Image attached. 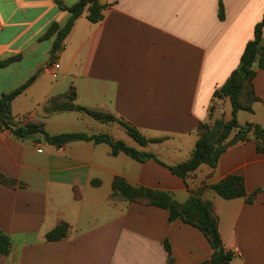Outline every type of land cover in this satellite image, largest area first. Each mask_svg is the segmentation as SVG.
I'll return each instance as SVG.
<instances>
[{
  "label": "crops",
  "instance_id": "crops-1",
  "mask_svg": "<svg viewBox=\"0 0 264 264\" xmlns=\"http://www.w3.org/2000/svg\"><path fill=\"white\" fill-rule=\"evenodd\" d=\"M79 0H62L71 6ZM103 18L76 19L54 57V37L41 40L52 23L69 18L53 0H0V60L20 59L0 68V97L37 75L11 104L17 125L39 124L49 136L106 134L167 166L189 159L199 123L228 122V98L213 94L238 67L254 27L264 15V0H99ZM223 8L220 19L219 4ZM264 35V27H263ZM59 65L54 70V65ZM253 88L259 101L238 111L240 125L264 129V70L255 67ZM70 88L74 104L102 111L134 126L147 139L138 145L117 123L94 120L81 111L47 113L51 97ZM0 173L15 187L0 184V231L10 251L0 264H201L211 248L196 228L168 222L164 209L112 197L120 177L133 187L172 194L184 202L199 192L218 218L230 264H264V154L252 141L228 148L215 168L201 165L185 180L154 160L136 162L105 143L75 141L56 147L41 134L19 140L0 130ZM243 178L245 198L225 200L210 186L226 176ZM68 224L66 238L45 235Z\"/></svg>",
  "mask_w": 264,
  "mask_h": 264
},
{
  "label": "trees",
  "instance_id": "trees-1",
  "mask_svg": "<svg viewBox=\"0 0 264 264\" xmlns=\"http://www.w3.org/2000/svg\"><path fill=\"white\" fill-rule=\"evenodd\" d=\"M58 9L69 14L65 25L59 27L52 23L41 40L54 37L51 54L52 57L61 50L62 43L70 33L76 19L85 11L87 20L90 23H98L102 20L104 6L99 0H79L71 6L65 5L62 0H53ZM219 18H223V8L219 4ZM264 15L262 20L254 27L253 38L246 43L240 57L238 67L230 74L226 82L214 91V99L228 98L232 107V119L224 122L220 119L211 121L213 106L209 108V121L199 123L197 127L198 139L195 147L186 161L175 165L167 166L159 161L155 155L140 152L127 146L124 142L114 140L109 135L99 134L88 136L82 133H68L56 136H49L39 124L17 125L11 113L12 101L20 95L37 75L30 77L25 83L9 93L0 97V130H8L16 139L22 140L34 134H41L45 141L56 147H61L67 143L75 141H91L95 144L105 143L112 155L123 153L136 162L143 163L154 160L164 166L169 172L185 180L190 174L195 172L201 165L215 168L220 156L230 147L252 141L257 153L264 154V129L257 124L247 123L240 125L236 119V113L244 110L251 112L253 103L259 101L253 88V79L256 75L255 67L264 70ZM20 56H12L0 60V68L16 62ZM76 94L73 88L63 95L51 97L44 105L47 113L56 111H81L96 121L103 123H117L126 134L140 146L148 143L160 142L161 139H147L134 126L115 118V116L74 104ZM0 184L15 187V180L8 179L0 173ZM215 194L225 200L245 198L246 203L253 202L256 193L247 195L242 177L237 175L226 176L223 180L209 187ZM119 196L130 203L155 206L168 212V222L180 221L184 224L196 228L208 241L211 248L210 258L201 264H230L233 254L226 251L218 229V218L210 201L203 200L199 192L189 195L182 203L177 202L171 193L165 191L152 190L144 187H133L125 179L116 177L112 182V197ZM69 226L62 222L52 231L45 235L47 242H56L66 238ZM10 239L0 231V255L6 256L10 251ZM164 248L168 254L167 263H172L169 244L165 241Z\"/></svg>",
  "mask_w": 264,
  "mask_h": 264
},
{
  "label": "built area",
  "instance_id": "built-area-1",
  "mask_svg": "<svg viewBox=\"0 0 264 264\" xmlns=\"http://www.w3.org/2000/svg\"><path fill=\"white\" fill-rule=\"evenodd\" d=\"M59 68V65L55 64L54 65V70H57Z\"/></svg>",
  "mask_w": 264,
  "mask_h": 264
}]
</instances>
